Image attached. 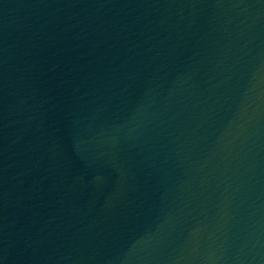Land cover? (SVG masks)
<instances>
[{"label":"water","instance_id":"obj_1","mask_svg":"<svg viewBox=\"0 0 264 264\" xmlns=\"http://www.w3.org/2000/svg\"><path fill=\"white\" fill-rule=\"evenodd\" d=\"M0 264H264V0H0Z\"/></svg>","mask_w":264,"mask_h":264}]
</instances>
